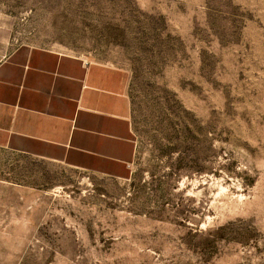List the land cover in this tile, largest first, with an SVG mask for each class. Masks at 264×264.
Masks as SVG:
<instances>
[{
	"label": "rangeland",
	"instance_id": "rangeland-1",
	"mask_svg": "<svg viewBox=\"0 0 264 264\" xmlns=\"http://www.w3.org/2000/svg\"><path fill=\"white\" fill-rule=\"evenodd\" d=\"M10 44L125 69L116 179L0 156V264H264V0H0Z\"/></svg>",
	"mask_w": 264,
	"mask_h": 264
},
{
	"label": "crops",
	"instance_id": "crops-1",
	"mask_svg": "<svg viewBox=\"0 0 264 264\" xmlns=\"http://www.w3.org/2000/svg\"><path fill=\"white\" fill-rule=\"evenodd\" d=\"M0 9V156L128 178L136 145L125 69L47 46L10 44Z\"/></svg>",
	"mask_w": 264,
	"mask_h": 264
}]
</instances>
